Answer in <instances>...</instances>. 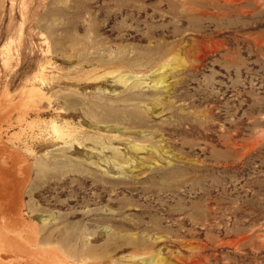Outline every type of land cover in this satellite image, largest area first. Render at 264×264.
Wrapping results in <instances>:
<instances>
[{"label":"rangeland","instance_id":"obj_1","mask_svg":"<svg viewBox=\"0 0 264 264\" xmlns=\"http://www.w3.org/2000/svg\"><path fill=\"white\" fill-rule=\"evenodd\" d=\"M210 4L211 0H0V75L13 77L12 101L19 99L25 79L35 72L44 21L56 13H90L111 45L162 47L166 54L178 52L185 60L184 68L167 72L168 90L156 109L147 112L146 124L133 129L137 138L140 131H153L158 152L153 157L147 152L134 156L132 173L118 176L100 162L99 167L87 166L91 174L48 170L38 175L33 158H44L56 146L33 138L27 145L34 149L32 154L14 147L24 157L13 162V175H21L23 158L31 170L22 191L26 220L18 225L20 230L15 233L12 221L0 219L3 263L16 251L25 264H42L32 238L34 226L40 233L53 232L56 246H63L55 235L67 225L95 231L97 240L90 245L102 251L113 245L104 243L102 226L109 224L116 232L156 238L147 251L160 249L165 262L172 264H183L196 250L200 255L194 264H264V0H242L236 9L222 2L218 8ZM6 55L8 68L1 59ZM111 82L102 87L125 94ZM133 91L152 93L146 86ZM19 132L18 127L9 130L22 140L28 137V132ZM160 136L163 140L156 142ZM160 144L190 178L175 191L178 195L154 193L162 180L157 170L148 168L149 162L163 165L168 157L161 154ZM78 150L75 155L87 158L88 148ZM179 218L181 226L175 222ZM42 220L49 221L44 225ZM120 256L118 252L115 258Z\"/></svg>","mask_w":264,"mask_h":264},{"label":"bare ground","instance_id":"obj_2","mask_svg":"<svg viewBox=\"0 0 264 264\" xmlns=\"http://www.w3.org/2000/svg\"><path fill=\"white\" fill-rule=\"evenodd\" d=\"M221 2L224 6L236 9L242 0H211L210 6L218 8ZM200 12L205 15L213 14ZM96 24L97 21L90 13H56L45 19L43 33L40 35L41 52L36 70L32 76L25 79L17 101L10 98L13 77L7 74L3 79L0 75V219L6 217L12 221L10 226L15 233L20 230L18 225L26 220L23 215L25 203L22 191L29 182L31 164H27V159L23 158L26 166L18 178L13 175L11 166L18 156L24 157L16 148H25L23 150L27 153H34L32 147H27L29 139L34 138V141L56 146L54 150L46 152L44 158H33L32 166L35 165L38 175L48 170L60 172L62 175L90 173L87 166L99 167L102 162L111 166L118 176H126L127 172H133L134 156L147 152L153 157L154 153L158 152L155 142L152 141L155 136L153 131H140V137L137 138L132 135L135 133L133 129L146 124L147 112L156 109L161 95L168 90L167 72L175 71L178 67L184 68L185 60L178 52L166 54L162 47L137 50L130 48L133 47L131 45H111L109 38L102 36ZM80 31H83V34H79ZM9 57H1L6 68L9 66ZM195 58L201 59L200 54H196ZM108 80L114 82V85H120L125 94L123 95L122 91L114 94L115 90L111 92L104 89L102 85ZM141 86H146L152 93L147 95L133 91ZM10 107L15 110L11 111ZM13 127H18L19 133L28 132V139L22 140L18 133L10 134L9 130ZM162 140L160 136L155 141ZM7 143L13 147H9ZM121 143L125 144L124 148L120 147ZM79 147L89 149L87 158L75 155L79 153ZM163 149L164 146L160 144L161 154L168 155L164 164L157 166L153 158L154 162H149L148 166L152 167L151 170H157L162 180L154 189V193L169 192L170 195H178L175 191L179 190L181 184L188 183L190 178L185 177L181 167L174 163L173 154ZM53 152L56 154L52 155ZM105 172L109 173L108 170ZM93 188L99 189L97 185ZM99 197L101 198V193ZM48 221L42 220V223L46 225ZM175 222L181 226L183 220L179 218ZM84 226L85 229L89 228L86 224ZM102 227L106 229L104 243L113 245H106L102 251H96L97 249L90 245L97 240L95 231L75 229L74 225H67L55 235L63 246H56L52 242L53 232L40 233L34 226L32 238L37 252L41 253L39 262L172 264L165 262L160 249L157 252L147 251L152 249L156 238L146 239L145 234L136 232H116L109 224H103ZM39 241L49 245L40 246ZM126 251L128 252L125 253ZM118 252H121V256L115 258ZM17 253L14 251L15 256L7 263L0 260V264H25L22 257H17ZM199 255L198 250L190 252V255L182 260L183 264L196 263L195 258Z\"/></svg>","mask_w":264,"mask_h":264}]
</instances>
